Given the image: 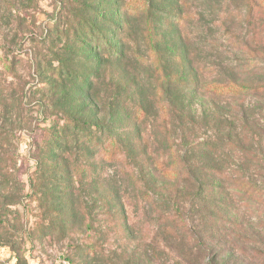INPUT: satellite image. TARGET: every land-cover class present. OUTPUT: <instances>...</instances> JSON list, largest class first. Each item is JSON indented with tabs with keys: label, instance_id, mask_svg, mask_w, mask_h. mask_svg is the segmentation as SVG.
<instances>
[{
	"label": "rangeland",
	"instance_id": "1",
	"mask_svg": "<svg viewBox=\"0 0 264 264\" xmlns=\"http://www.w3.org/2000/svg\"><path fill=\"white\" fill-rule=\"evenodd\" d=\"M132 1L0 0V264H193L179 243L161 238L154 249L155 233L166 236L157 213L173 203L169 194L179 188L183 198L204 177L200 168L187 180L183 162L178 180L168 175L180 155L214 167L201 203L212 200L229 219L212 234L207 229V259L264 264V211L240 207L229 194L240 174L264 185V91L208 88L264 83V0H147L125 13ZM93 16L96 28L114 33L121 53L103 60L97 110L108 119L110 99L122 95L128 103L114 120L127 136L112 163L82 145L64 156L43 148L63 111L90 114L68 80L46 93L40 68L56 66L52 51L59 49L72 69H86L81 51L62 50L69 45L58 31ZM137 104L148 112L143 122L134 120ZM197 207L201 217L204 206ZM93 245L98 252L88 254Z\"/></svg>",
	"mask_w": 264,
	"mask_h": 264
},
{
	"label": "trees",
	"instance_id": "2",
	"mask_svg": "<svg viewBox=\"0 0 264 264\" xmlns=\"http://www.w3.org/2000/svg\"><path fill=\"white\" fill-rule=\"evenodd\" d=\"M145 7H147V0H133L130 4L127 3L124 9L125 13H129ZM103 16L107 18L106 22L108 24H113L111 13H105ZM95 21V16L92 18L87 17L84 21L77 24L73 30L71 28L72 26H70L68 29L63 28L61 31H58L63 36H66V43L69 45L62 50L68 51L70 48L81 51L88 63L86 69H83V71L72 69L69 66V59L64 58L63 53H58L59 49L52 51L54 54L57 53V65H50L48 63L47 66L44 67L42 65V68H40L42 83H46L47 86L49 85L46 93L51 87L56 88L61 82L68 80L73 86V91L76 93L75 101L85 97L87 106L88 108L90 107L88 111V114H90L87 119L74 112L63 111L60 121H56L51 125V132L49 133L51 137L43 148L48 149L49 155H55L56 151H60L61 156H64L70 153V145H78V147L82 145L85 148L83 150L87 154H90L91 157L96 156L101 161L112 163L123 151V142L127 136V133H122L119 129V132L117 131V123L114 120L121 118L128 103L126 102V97L122 95V99L118 97L119 95L110 99V109L108 111L110 115H108V119L106 115L100 114L97 110L99 106L97 104L103 102L101 101V95L95 93L98 84L105 82L104 78L101 79L103 60H108L109 62L112 59L118 60L121 53L117 50L113 41L114 33L110 30H99L95 26ZM117 28H119L117 25H112V29ZM122 34L124 35V33ZM70 36H73V39ZM110 36L113 37L111 38ZM13 49L12 54H7V63H5L7 68H11L15 64L13 55L17 54L15 53L17 47L14 46ZM159 66L157 63L155 67L158 68ZM208 88L211 92L219 95H243L250 92L264 91V83H213ZM1 94L2 90L0 88V96H2ZM55 94L56 92L52 94V97ZM44 96L49 99L48 94ZM130 98L132 99V97H129L128 100ZM147 115V110L140 104H137L133 110L134 120L139 119L143 122L147 118ZM182 162L187 172V180L188 176L191 179L194 171L200 168H202L201 172H203L204 177L199 181L200 187L196 191L189 192L183 198H181L182 190L179 188H174V192L169 194L170 200L173 203L170 204L167 202L168 207L164 210L160 209L161 211L157 213V220L163 225L162 234L166 236L161 235L158 231L155 233L154 249L157 250L160 248L161 238H163L169 246L171 244L176 245L177 243L184 245V252L190 257V259H186L187 263H190V260H192L193 264H201V262L203 264H216L213 257L207 259V255L204 254L205 249L210 248L208 239L211 240L212 235L209 233H213L214 227L219 228L220 221L227 222L229 219H227L223 209L216 205H211L212 200L209 201V204L206 201L201 203L200 197L204 187H213L209 183V180L211 177L213 178L212 170L214 167L197 163H186L183 156L180 155L177 164L171 169V173H168V175L178 180V177L183 174L180 170ZM37 163L39 167H42V164L38 160ZM257 172L261 173V171ZM229 183L232 186L230 187L229 194L233 202L238 203L240 207H244L252 212L255 210L264 211V185H259L252 178H247L241 174ZM37 184H40L38 180L31 181V186L33 185L34 187ZM201 205L204 206V210L202 211L204 217L203 215L200 217L199 213L201 211L197 207L199 206L201 208ZM155 208L158 209L159 206H155ZM195 213L199 214L198 218L195 217ZM233 213L235 215L237 214L236 211H233ZM1 229L3 228L0 227V232ZM207 229L209 233H207ZM97 247L96 245L92 247L87 246L86 251L88 254L98 252Z\"/></svg>",
	"mask_w": 264,
	"mask_h": 264
}]
</instances>
